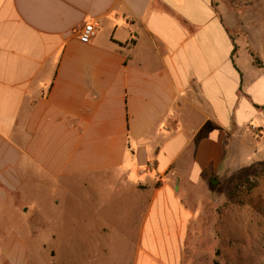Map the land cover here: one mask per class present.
<instances>
[{
	"label": "crops",
	"instance_id": "crops-1",
	"mask_svg": "<svg viewBox=\"0 0 264 264\" xmlns=\"http://www.w3.org/2000/svg\"><path fill=\"white\" fill-rule=\"evenodd\" d=\"M224 10L214 0H0V264H34L37 230L22 238L10 225H40L44 205L61 211L54 241L109 232L119 218L103 208L87 223L76 216L96 209L73 200L112 194L141 208L132 264H178L189 200L219 176L264 169V68ZM87 23L95 35L83 42Z\"/></svg>",
	"mask_w": 264,
	"mask_h": 264
},
{
	"label": "rangeland",
	"instance_id": "rangeland-1",
	"mask_svg": "<svg viewBox=\"0 0 264 264\" xmlns=\"http://www.w3.org/2000/svg\"><path fill=\"white\" fill-rule=\"evenodd\" d=\"M214 1L229 16L233 37L264 67V0ZM247 178L250 182L245 183ZM75 196L74 208L96 209L89 214L79 213L77 219L94 223L107 208L105 217L119 221L109 232L90 233L86 241L76 239V232L72 242L59 238L54 241L51 234L57 229L55 219H61V211L52 212L44 205L40 225L34 224L30 216L10 225L15 227L10 231L17 230L22 238L28 237L29 229L37 230L36 247L31 248L36 257L34 264H132L141 208L134 203H117L113 194L108 204L106 198L87 201ZM196 196L199 198L189 200L194 216L180 248L178 264H264V169L246 178L219 176L216 189ZM116 208H120L117 215ZM50 247L56 251L54 258L48 253Z\"/></svg>",
	"mask_w": 264,
	"mask_h": 264
},
{
	"label": "built area",
	"instance_id": "built-area-1",
	"mask_svg": "<svg viewBox=\"0 0 264 264\" xmlns=\"http://www.w3.org/2000/svg\"><path fill=\"white\" fill-rule=\"evenodd\" d=\"M95 35V26L92 23H87L80 31L79 38L83 42H88Z\"/></svg>",
	"mask_w": 264,
	"mask_h": 264
},
{
	"label": "trees",
	"instance_id": "trees-1",
	"mask_svg": "<svg viewBox=\"0 0 264 264\" xmlns=\"http://www.w3.org/2000/svg\"><path fill=\"white\" fill-rule=\"evenodd\" d=\"M235 50H236V47L234 46L233 51H232V55L234 54ZM251 56H252L253 64L256 65V66H258V67H262L261 64H260V62L258 61V59L252 53H251ZM262 68H264V67H262ZM248 182H250V179L249 178H247L245 180V183H248ZM49 264H55V263H52L51 262Z\"/></svg>",
	"mask_w": 264,
	"mask_h": 264
}]
</instances>
